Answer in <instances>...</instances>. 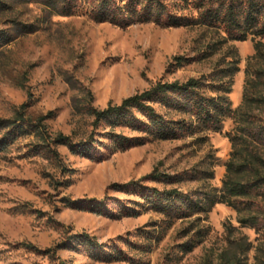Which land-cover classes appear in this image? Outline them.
<instances>
[{"label":"rangeland","instance_id":"rangeland-1","mask_svg":"<svg viewBox=\"0 0 264 264\" xmlns=\"http://www.w3.org/2000/svg\"><path fill=\"white\" fill-rule=\"evenodd\" d=\"M1 1L0 119L27 104L29 118H47L53 138L94 141L80 155L52 145L60 161L33 149L30 144H38L33 136L0 154V264H220V254L244 239L253 246L248 264H254L256 248L263 249L264 262V195L251 199L259 210L256 229L243 227L238 219L244 214L226 205L178 219L154 211L144 200L151 189L177 190L194 200L220 190L231 153L227 135L235 127L231 117L218 132L161 141L144 129L147 120L136 110L134 118L128 116L132 125H113L112 119L95 129L92 115L93 109L120 105L158 82L214 76L234 53L239 72L228 100L235 110L242 101L247 59L255 53L251 38L223 45V35L214 29L154 23L118 28L95 23L81 4L76 15L64 17L46 0ZM217 43V53L202 61L200 54ZM176 58L183 59L182 66ZM154 107L169 119L182 118ZM253 116L255 126L264 124V109ZM205 136V142L198 140ZM154 173L162 178L143 181ZM140 181L142 188L113 187ZM198 230L203 241L185 252ZM82 234L101 249L84 246L77 238Z\"/></svg>","mask_w":264,"mask_h":264},{"label":"trees","instance_id":"trees-1","mask_svg":"<svg viewBox=\"0 0 264 264\" xmlns=\"http://www.w3.org/2000/svg\"><path fill=\"white\" fill-rule=\"evenodd\" d=\"M80 4L85 9L84 13L98 24L108 23L118 28H128L154 23L164 28L214 29L223 35L220 38L223 45L252 39L255 53L247 59L242 101L235 110L231 108L228 95L233 78L239 72L240 60L236 53L227 56L228 61L224 60L219 65L214 76L192 78L184 83L158 82L150 89L123 100L120 105L110 104L104 110L93 109L92 115L95 129L102 122L112 119L115 120L113 125L120 122L132 125L128 116L134 118L133 110H136L147 120L143 124L144 129L161 141L178 140L184 133L199 137L209 132H218L224 119L231 117L235 127L227 135L231 153L220 190L194 200L183 197L177 190L151 189V195L144 200L153 205L154 211L168 217L176 215L178 219L207 214L217 204L226 205L238 215L244 214L238 219L243 227L256 229L259 210L253 208L254 202L251 199L264 195V124L255 126L250 117H254L255 111L261 112L264 109V0H46L47 7L54 14L64 17L76 15L80 11ZM189 10L195 11L198 16L185 15L184 12ZM217 45L209 44L200 54V59L204 61L213 57L217 53ZM175 61L177 65H183L182 58H176ZM206 90L211 95L206 94ZM154 104L182 118L169 119L168 113L162 115ZM27 108L28 105L24 104L11 118L0 119V154L15 141L33 136L38 143L30 144L33 149L47 151L56 161H60L58 152L51 149L52 145L65 146L71 154L80 155L94 141L91 137L89 142L73 144L70 138L63 135L53 138L44 124L47 118L32 120L26 114ZM207 138L205 136L198 140L205 142ZM161 178V175L154 173L143 181H157ZM140 183L113 187L124 190L128 187L142 188ZM68 205L74 206L75 203ZM195 237L194 244L188 243L185 252L192 251L203 241V231L198 230ZM77 238L92 250L102 247L87 234ZM252 249L253 246L246 239L242 243L232 244L230 250L220 254L219 263L248 264V255ZM255 251L254 264H264L263 258L259 256L263 249L256 248Z\"/></svg>","mask_w":264,"mask_h":264}]
</instances>
